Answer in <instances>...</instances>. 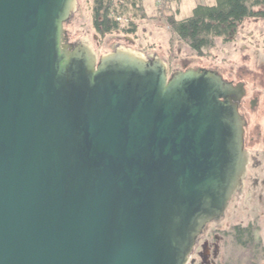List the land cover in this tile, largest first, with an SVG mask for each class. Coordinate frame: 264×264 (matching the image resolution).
I'll use <instances>...</instances> for the list:
<instances>
[{
	"label": "water",
	"instance_id": "water-1",
	"mask_svg": "<svg viewBox=\"0 0 264 264\" xmlns=\"http://www.w3.org/2000/svg\"><path fill=\"white\" fill-rule=\"evenodd\" d=\"M75 0H0V264H188L246 172L244 95L116 42Z\"/></svg>",
	"mask_w": 264,
	"mask_h": 264
},
{
	"label": "rangeland",
	"instance_id": "rangeland-1",
	"mask_svg": "<svg viewBox=\"0 0 264 264\" xmlns=\"http://www.w3.org/2000/svg\"><path fill=\"white\" fill-rule=\"evenodd\" d=\"M216 3L217 0H179L168 3V6L169 10L170 7L174 10L176 19L181 21L191 17L198 5L212 6ZM160 5H162L161 0H142L144 11L149 17L137 20L138 31L136 34L125 35L118 32L101 38L93 28V0H75L72 16L69 22L65 24L66 36L70 43L88 37L98 59L101 55L104 56L106 53L112 52L109 48L110 42H116L137 50L145 54L146 58L149 54H157L168 65L169 76L175 71L183 72L194 67L213 68L220 72L238 70L243 65H248L250 69H253L257 63V65L264 67V18L247 19L238 27L236 35L231 41L225 42L222 39H217L212 50L206 51L204 56H199L180 40L167 25L166 18L162 16L164 12H158L157 10ZM263 9V6L257 8V10ZM139 16H141V13H139ZM240 70L245 71L243 68ZM239 198V195L234 196L226 216L222 221L213 225L215 229L224 228L227 221L232 218V215L240 206L239 201L241 199ZM247 198L250 199V197ZM247 203L245 202V204ZM230 230L229 234L225 236V246L214 239L210 242L211 238L208 237V241L212 245H215V247L219 245L220 247L215 254L211 255H208L209 250V252L205 250L208 257L207 261H210L211 264H258L253 258L255 256L253 245L246 246L245 249L236 245L233 225ZM195 248L193 259L198 258L200 245ZM200 252L197 264H199L202 256L205 257L204 251L200 250Z\"/></svg>",
	"mask_w": 264,
	"mask_h": 264
},
{
	"label": "flooded vegetation",
	"instance_id": "flooded-vegetation-1",
	"mask_svg": "<svg viewBox=\"0 0 264 264\" xmlns=\"http://www.w3.org/2000/svg\"><path fill=\"white\" fill-rule=\"evenodd\" d=\"M66 39L68 38L66 37ZM257 64L253 69H250L248 65L239 67L245 71L238 69L220 72L213 68L205 69L216 72L233 89L240 88L244 91V95L238 103V112L243 121V145L247 156V167L241 181V188L235 193L241 199L239 208L227 221L224 228L215 229L213 227L215 223L222 221L226 216L234 195L224 216L219 221L209 223L197 239L189 264L190 262L197 264V259L201 254L200 250L204 251L206 258L202 256L199 264H211L210 261H207L205 250L206 252L209 250L208 255H211L219 249V245L215 247L210 243L213 239L225 246V236L231 231L232 225L236 245L243 249L253 245V254L255 255L253 258L258 264H264V67ZM245 202L248 203L245 204ZM216 230H219L218 233ZM208 237L211 238L210 242ZM202 238H204L203 241H201ZM198 245H200L198 258L193 259L195 247Z\"/></svg>",
	"mask_w": 264,
	"mask_h": 264
},
{
	"label": "trees",
	"instance_id": "trees-1",
	"mask_svg": "<svg viewBox=\"0 0 264 264\" xmlns=\"http://www.w3.org/2000/svg\"><path fill=\"white\" fill-rule=\"evenodd\" d=\"M179 0H161L158 12H164L167 25L199 56L215 47L217 39L231 41L238 27L247 19L264 18V0H217L216 5H198L194 14L178 21L168 3ZM93 28L105 38L114 33L134 35L138 19L148 18L142 0H93ZM141 13V16H139Z\"/></svg>",
	"mask_w": 264,
	"mask_h": 264
}]
</instances>
